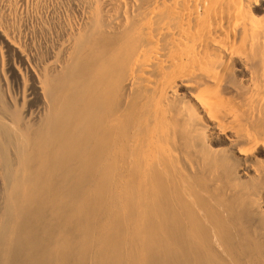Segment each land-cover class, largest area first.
Returning <instances> with one entry per match:
<instances>
[{
	"label": "bare ground",
	"instance_id": "1",
	"mask_svg": "<svg viewBox=\"0 0 264 264\" xmlns=\"http://www.w3.org/2000/svg\"><path fill=\"white\" fill-rule=\"evenodd\" d=\"M254 4L94 3L72 65L45 82L46 109L16 135L0 264H264ZM238 66L245 82L232 79ZM97 175H124L122 189Z\"/></svg>",
	"mask_w": 264,
	"mask_h": 264
},
{
	"label": "rangeland",
	"instance_id": "2",
	"mask_svg": "<svg viewBox=\"0 0 264 264\" xmlns=\"http://www.w3.org/2000/svg\"><path fill=\"white\" fill-rule=\"evenodd\" d=\"M96 1L0 0V204L9 185L8 168L18 166L16 135L37 122L46 109L45 82L61 74L64 66L72 65L78 41L90 33L91 12ZM250 1H258L253 9L256 15L263 16L264 0ZM257 61L251 62L256 65L255 69H259ZM242 69L235 67L232 77L239 83L248 78L249 70ZM186 91L181 87L179 92ZM227 137L229 133L223 136L221 147L229 145ZM221 174L212 175V183H225L227 175L222 174L226 178L221 179ZM248 176L251 180L252 175ZM97 177L109 189L123 187L124 175ZM242 177L245 179L246 175ZM119 196L122 197V191ZM262 208L264 213V203ZM119 216V213L112 214L114 226Z\"/></svg>",
	"mask_w": 264,
	"mask_h": 264
}]
</instances>
